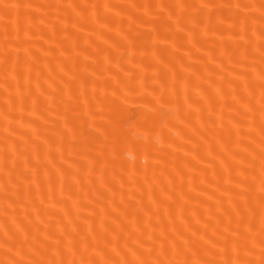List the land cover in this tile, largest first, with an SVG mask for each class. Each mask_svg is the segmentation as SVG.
<instances>
[{"label": "bare ground", "instance_id": "1", "mask_svg": "<svg viewBox=\"0 0 264 264\" xmlns=\"http://www.w3.org/2000/svg\"><path fill=\"white\" fill-rule=\"evenodd\" d=\"M0 264H264V0H0Z\"/></svg>", "mask_w": 264, "mask_h": 264}]
</instances>
